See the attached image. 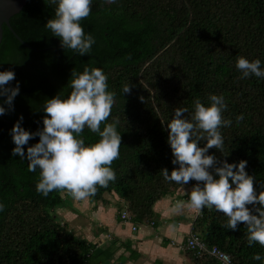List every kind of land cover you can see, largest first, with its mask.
I'll list each match as a JSON object with an SVG mask.
<instances>
[{"label": "trees", "instance_id": "trees-1", "mask_svg": "<svg viewBox=\"0 0 264 264\" xmlns=\"http://www.w3.org/2000/svg\"><path fill=\"white\" fill-rule=\"evenodd\" d=\"M55 7L50 0H26L9 18L11 29L3 25L0 71L15 73L9 86L18 83L19 94L11 110L0 97V106L6 108L0 115V264H104L122 245L113 238L99 245L75 233L57 213L71 196L37 192L39 170L30 172L26 160L12 155L13 124L22 116L25 130L42 129L47 115L43 105L57 94L66 98L73 69L81 73L96 67L108 77L115 103L106 122L118 120L121 133L120 156L111 165L116 179L98 186L89 200L114 193L121 201L118 210L124 207L132 223L155 222L153 204L181 186L161 173L178 167L171 162L166 122L177 107H187L190 119L193 101L207 105L213 94L224 97L222 115L232 126L220 129L227 157L215 149L209 154L229 163L247 161L245 171L255 178L257 192L261 190L264 79H242L235 63L242 56L259 59L264 68V0H92L91 14L80 23L95 43L83 56L63 49L45 27ZM127 84L131 92L123 93ZM240 114L244 119L237 123ZM82 138L87 145L99 135L86 127ZM38 140H29L25 151ZM227 220L214 208H204L191 231L208 247L227 253L234 264H264V259H252L255 254L264 257V246H249L246 227L226 229ZM185 252L199 264H222L208 254Z\"/></svg>", "mask_w": 264, "mask_h": 264}, {"label": "clouds", "instance_id": "clouds-1", "mask_svg": "<svg viewBox=\"0 0 264 264\" xmlns=\"http://www.w3.org/2000/svg\"><path fill=\"white\" fill-rule=\"evenodd\" d=\"M116 2L104 0L107 4ZM50 4L56 7L53 18L45 27L60 39L63 49L80 56L89 54L95 40L85 33L80 22L91 14L92 0H50ZM235 66L242 79H264V68L259 59L249 61L241 56ZM71 77V91L66 98L57 94L43 105L47 115L43 118L42 129L25 130L21 126L22 116L13 124L11 137L15 147L12 155L26 160L30 172L39 170L36 191L43 196L52 191H63L73 199L84 200L95 195L98 186L106 187L115 181L116 174L111 165L120 156L121 133L117 131L118 120L106 122L115 103V93L108 90V77L104 72L100 68L85 67L81 73L73 69ZM13 80V71H0V97H4L8 110L12 109L13 100L19 94L18 83L9 86ZM130 92V84L125 85L123 93ZM208 100L207 105L200 99L193 101L190 119L186 118L187 107L174 109L172 118L166 122L167 140L173 155L171 162L178 167L171 171L163 168L161 173L166 181L182 186L188 197L187 206L197 215L204 208H214L228 218L224 225L226 229L235 231L243 224L247 229L248 245L264 246V184L257 192L255 178L245 171L247 161L229 163L209 154V149H215L227 157L220 129L231 127L232 121L223 118L227 105L222 95H210ZM5 113L6 108L0 106V115ZM243 119L240 114L236 122ZM86 127L99 135L97 142L85 144L82 133ZM36 136L38 142L25 151L29 140ZM191 181L196 183L190 190L185 189ZM184 207V201H177L175 211ZM3 208L0 204V211ZM252 259L260 261L264 257L255 254Z\"/></svg>", "mask_w": 264, "mask_h": 264}, {"label": "crops", "instance_id": "crops-1", "mask_svg": "<svg viewBox=\"0 0 264 264\" xmlns=\"http://www.w3.org/2000/svg\"><path fill=\"white\" fill-rule=\"evenodd\" d=\"M194 184L184 187L190 190ZM67 201L69 205L57 208V213L75 233L99 245L111 238L122 244L108 264H199L176 245L191 231L197 215L187 206L182 186L153 204V224L142 223L135 230L129 220L121 219L125 208L118 210L121 201L114 193H105L98 201L72 197ZM177 201L185 202L180 211H175Z\"/></svg>", "mask_w": 264, "mask_h": 264}, {"label": "built area", "instance_id": "built-area-1", "mask_svg": "<svg viewBox=\"0 0 264 264\" xmlns=\"http://www.w3.org/2000/svg\"><path fill=\"white\" fill-rule=\"evenodd\" d=\"M120 217L122 220H129V213L126 210H122L120 212ZM131 222V221H130ZM154 222L150 220L146 222V224H153ZM132 230L137 228V225L131 222ZM177 247L183 250H189L196 255L208 254L210 256L215 257L222 264H234L231 261L230 256L222 251L217 246H207L205 242L201 239L200 235L194 231H190L181 242H178Z\"/></svg>", "mask_w": 264, "mask_h": 264}, {"label": "water", "instance_id": "water-1", "mask_svg": "<svg viewBox=\"0 0 264 264\" xmlns=\"http://www.w3.org/2000/svg\"><path fill=\"white\" fill-rule=\"evenodd\" d=\"M25 2L26 0H0V41L2 39L3 25L11 29L9 18L17 13ZM104 264H108V260Z\"/></svg>", "mask_w": 264, "mask_h": 264}]
</instances>
